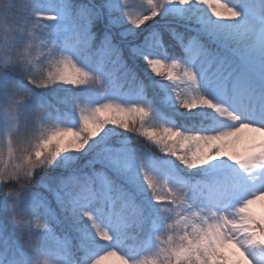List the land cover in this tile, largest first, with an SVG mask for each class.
<instances>
[{
    "label": "snow or ice",
    "instance_id": "1",
    "mask_svg": "<svg viewBox=\"0 0 264 264\" xmlns=\"http://www.w3.org/2000/svg\"><path fill=\"white\" fill-rule=\"evenodd\" d=\"M257 201L264 0H0V264H264Z\"/></svg>",
    "mask_w": 264,
    "mask_h": 264
},
{
    "label": "trees",
    "instance_id": "2",
    "mask_svg": "<svg viewBox=\"0 0 264 264\" xmlns=\"http://www.w3.org/2000/svg\"><path fill=\"white\" fill-rule=\"evenodd\" d=\"M205 8H206V6H205ZM206 10H207V8H206ZM209 14H210V11H209ZM156 79L159 80L161 78L160 77H156ZM181 111H183V109H181ZM138 125H139V121H137V126ZM148 126L149 127H157L158 128L160 126V122L159 121H151ZM128 135L133 138L134 142L136 140H139V145H135V143H134V146H140V147H143V148L147 149L148 151L152 152L155 155H161V153L156 148V146L153 143H151L150 141H148L147 138L142 137V136L141 137H137L133 133H128ZM251 208H252V211L257 216L264 215V205L261 204L259 201H257L254 205H252ZM110 261L111 262H116L115 258L112 257V258H109L108 260H106L104 262V264H106V263H108Z\"/></svg>",
    "mask_w": 264,
    "mask_h": 264
},
{
    "label": "rangeland",
    "instance_id": "3",
    "mask_svg": "<svg viewBox=\"0 0 264 264\" xmlns=\"http://www.w3.org/2000/svg\"><path fill=\"white\" fill-rule=\"evenodd\" d=\"M130 2H133V0H130ZM176 87H177V91H180V90L183 89L184 85L182 83H180L179 81H177ZM259 202L264 205V202H262V201H259ZM106 264H116V262H111L110 261V262H108Z\"/></svg>",
    "mask_w": 264,
    "mask_h": 264
}]
</instances>
